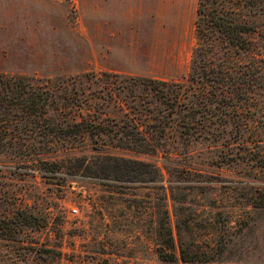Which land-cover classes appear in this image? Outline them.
<instances>
[{
    "label": "rangeland",
    "instance_id": "374dc122",
    "mask_svg": "<svg viewBox=\"0 0 264 264\" xmlns=\"http://www.w3.org/2000/svg\"><path fill=\"white\" fill-rule=\"evenodd\" d=\"M195 4L0 0V72L61 84L80 79L90 89L103 84L105 71L184 81L195 41ZM253 51L233 60L251 71ZM246 104L241 118L264 121V86H255ZM151 105L153 111L161 106ZM102 107L116 120L123 115L113 99ZM185 131L173 124L156 131L148 152L100 146L141 159L139 179L76 172L65 167L68 161L41 175L0 153V215L21 206L41 220L0 237V264H264V168L257 160L264 123L261 141L249 130L189 138ZM89 142L85 138L74 151L93 153ZM71 154L58 148L45 155ZM167 231L171 238L164 245Z\"/></svg>",
    "mask_w": 264,
    "mask_h": 264
},
{
    "label": "trees",
    "instance_id": "16d2710c",
    "mask_svg": "<svg viewBox=\"0 0 264 264\" xmlns=\"http://www.w3.org/2000/svg\"><path fill=\"white\" fill-rule=\"evenodd\" d=\"M194 38L184 81L105 71L103 84L90 89L82 87L80 79L61 84L0 72V153L24 161L41 175L61 170L63 161H68L65 167L76 172L139 179L141 159L100 146L152 151L156 131L159 134L172 124L186 130L188 138L225 132L241 136L249 130L255 140H263L259 133L264 121L248 122L240 113L253 98L254 87L264 86V76L258 74L264 70V0H196ZM252 50L257 63L251 71L241 69L245 63L233 57ZM93 96L102 99L91 102ZM108 99L122 104L119 120L106 115L102 104ZM152 103L161 106L153 111ZM147 126H152L150 131ZM85 138L93 153H76L74 148ZM58 148L72 154L65 159L45 155ZM257 160L264 168V148ZM39 225L40 216L15 206L0 215V237L22 226ZM170 236L167 231L160 242L167 245ZM159 254L166 256L161 250Z\"/></svg>",
    "mask_w": 264,
    "mask_h": 264
},
{
    "label": "built area",
    "instance_id": "2783aa9c",
    "mask_svg": "<svg viewBox=\"0 0 264 264\" xmlns=\"http://www.w3.org/2000/svg\"><path fill=\"white\" fill-rule=\"evenodd\" d=\"M73 211L75 210V208L72 209Z\"/></svg>",
    "mask_w": 264,
    "mask_h": 264
}]
</instances>
